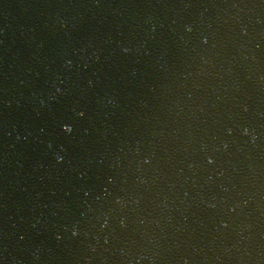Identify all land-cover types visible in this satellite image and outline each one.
Segmentation results:
<instances>
[{
  "label": "water",
  "instance_id": "1",
  "mask_svg": "<svg viewBox=\"0 0 264 264\" xmlns=\"http://www.w3.org/2000/svg\"><path fill=\"white\" fill-rule=\"evenodd\" d=\"M68 264H264V0L219 1L158 134Z\"/></svg>",
  "mask_w": 264,
  "mask_h": 264
},
{
  "label": "snow or ice",
  "instance_id": "2",
  "mask_svg": "<svg viewBox=\"0 0 264 264\" xmlns=\"http://www.w3.org/2000/svg\"><path fill=\"white\" fill-rule=\"evenodd\" d=\"M81 115H83V113H81ZM62 131L65 133H71L72 127L70 125L65 124L62 126ZM208 162L211 163L212 161H208ZM73 235H76V234H73Z\"/></svg>",
  "mask_w": 264,
  "mask_h": 264
},
{
  "label": "clouds",
  "instance_id": "3",
  "mask_svg": "<svg viewBox=\"0 0 264 264\" xmlns=\"http://www.w3.org/2000/svg\"><path fill=\"white\" fill-rule=\"evenodd\" d=\"M190 30V29H189ZM57 91H59V89H57ZM61 159V157H57V161L59 162V160ZM72 234H76V232L75 231H73V233Z\"/></svg>",
  "mask_w": 264,
  "mask_h": 264
}]
</instances>
